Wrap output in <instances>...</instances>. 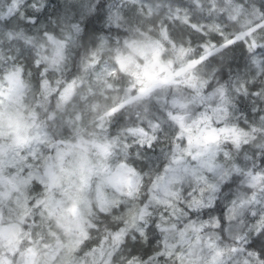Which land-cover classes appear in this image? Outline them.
I'll list each match as a JSON object with an SVG mask.
<instances>
[{"label":"clouds","instance_id":"obj_1","mask_svg":"<svg viewBox=\"0 0 264 264\" xmlns=\"http://www.w3.org/2000/svg\"><path fill=\"white\" fill-rule=\"evenodd\" d=\"M146 41L172 81L142 95L117 57L142 70ZM262 45L264 0H0L10 264H264ZM74 80L67 102L50 91ZM74 203L86 235L61 226Z\"/></svg>","mask_w":264,"mask_h":264},{"label":"snow or ice","instance_id":"obj_2","mask_svg":"<svg viewBox=\"0 0 264 264\" xmlns=\"http://www.w3.org/2000/svg\"><path fill=\"white\" fill-rule=\"evenodd\" d=\"M76 31H79V26H73ZM228 44L234 43L232 40H228ZM256 41H251V46H256ZM264 46V45H262ZM132 48L133 54L140 55L146 58L151 55V59L147 60L144 67L140 71L132 70L133 65H135V60L133 56H118L117 60L120 64V67L123 71H129L136 78L137 82L142 84L143 87L140 88V93L142 95H146L152 87L157 84H167L172 81V74L169 71L168 66L162 64L159 58V46L151 41H146L142 43H136L129 45ZM63 45H59L56 50V56H62ZM185 54L184 49L179 50V55L183 56ZM208 54H211V50H208ZM136 68L139 69V66L136 65ZM86 69H91V65H86ZM162 72H167L163 79H159V75ZM93 74L96 76L98 82L107 83L108 76L110 75L107 68L103 67L99 70H93ZM78 81L74 80L72 82L62 83L57 82V87H53L50 89L52 92H56L61 90L60 94L65 102L72 99L73 94L76 89ZM212 139L211 136L208 137ZM72 146H69L71 148ZM253 180L256 179L255 176L251 177ZM103 203V202H102ZM243 203L240 205H236L235 202L233 206L229 208V213L226 218L231 221L233 218L242 214ZM253 216L256 214L253 212ZM62 227L69 233L73 230H79L81 235H86V232L83 228V218L80 216L77 210V206L74 203L71 207L67 208L65 214L63 216ZM262 235H264V216L259 217L254 225ZM19 228L15 224L4 225L0 222V248H6L7 253L4 255H0V264H10L9 256L12 254H16L19 251ZM101 255H103V250H101ZM26 256L29 258L26 261V264H33V258L35 256V252L33 249H28Z\"/></svg>","mask_w":264,"mask_h":264}]
</instances>
